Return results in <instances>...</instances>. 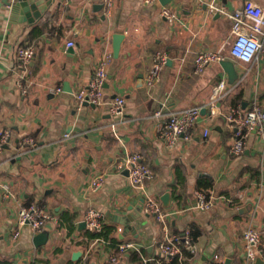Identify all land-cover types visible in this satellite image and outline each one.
<instances>
[{"label": "crops", "instance_id": "1", "mask_svg": "<svg viewBox=\"0 0 264 264\" xmlns=\"http://www.w3.org/2000/svg\"><path fill=\"white\" fill-rule=\"evenodd\" d=\"M208 1L172 0L167 4L176 15L172 20L161 14L160 0H114L110 15L104 14L103 7H95L103 5V0H60V4L56 0L34 23L11 19L9 10L0 7V130H11L0 178L14 194L4 198L0 190L1 262L103 264L114 251L109 243L96 238L88 245L79 243L87 240L84 232L89 228L80 229V222L89 207L103 211L109 224L127 230L126 238L156 254L162 225L144 210V194L117 167L119 158L131 152L142 153L153 171L148 191L160 200L170 192L166 207L170 229L181 232L195 223L200 230L196 240L200 254L191 264H207L215 253L225 260L231 257V264H246L243 234L250 226L260 231L264 249V134L252 130L246 149L233 154L234 130L223 115L210 116L207 107L213 86L226 78L220 101L223 112L238 104L244 107V102L247 108L253 101L264 108V47L253 61L233 57L226 45L229 13L245 0H220L226 12L215 13L209 12ZM116 32L125 36L117 57L113 52ZM69 41L74 45L68 46ZM26 44H33L36 53L26 81L29 92L23 95L17 86L15 54L18 46ZM204 49L221 51L224 59L233 60L238 80L229 83L219 62L196 73L195 56ZM158 50L167 51L170 61L149 86L145 77ZM106 52H112L113 58L104 103L78 104L75 92L89 82ZM61 84L62 91L56 92ZM119 95L126 99L121 119L109 112L111 99ZM197 105L205 111L192 138L166 147L159 127L171 113ZM157 110L162 114L156 115ZM25 136L34 137L38 146L18 151ZM100 173L105 174V182L94 189L91 182ZM203 177L213 182L206 209L197 206L196 196ZM30 202L44 205L59 218L40 246L34 244L30 225L13 237L19 227V208ZM109 210L137 218L127 229L110 219ZM67 212L73 214L76 225L70 235L65 225H59L60 216ZM76 251L82 252L78 259ZM124 264H132L129 257Z\"/></svg>", "mask_w": 264, "mask_h": 264}, {"label": "built area", "instance_id": "2", "mask_svg": "<svg viewBox=\"0 0 264 264\" xmlns=\"http://www.w3.org/2000/svg\"><path fill=\"white\" fill-rule=\"evenodd\" d=\"M158 0H145L151 3ZM203 1V0H200ZM209 12H226L224 5L220 0H209L207 2ZM114 6V0H103V12L110 15ZM161 14L172 20L175 18V12L167 5H164ZM231 19V29L226 45L229 47L230 54L242 61H253L259 51L264 47V1L245 0L241 7L229 13ZM74 42L69 41L68 46H73ZM36 53L33 44H26L17 47L15 54V63L18 70L17 86L20 92L25 95L29 92V86L26 83L30 74V64ZM113 58L112 52H106L96 63L95 71L86 85L81 86L75 92V99L78 104L84 102L101 105L105 101V86L109 78L108 66ZM169 54L165 50H158L154 53L151 66L146 74L145 81L149 86L155 84L160 78L163 70L169 62ZM224 59L221 51L204 49L195 56V72L203 73L207 67L213 63ZM227 80L221 78L212 89L208 102V111L210 116L223 115L230 127L234 130V141L230 145V151L233 154H241L247 147V139L252 130L264 134V108L253 101L251 106L244 108L240 104L232 106L227 112H223L220 101L226 91ZM62 84L57 86L55 91L61 92ZM126 99L124 96H115L109 103V112L117 119H121L125 112ZM204 106H189L178 112L171 113L167 120L159 127V134L168 148H173L181 138L190 140L193 129L202 115ZM156 115H161V110H157ZM115 124H113V127ZM209 134V128H206L204 135ZM65 136H69L66 133ZM11 138V130L4 128L0 130V166L2 164V153L5 145ZM38 146L37 140L32 136L23 137L17 147L18 151L32 149ZM117 167L119 171L128 170L130 183L134 188L139 189L144 194V210L152 215L161 223L163 237L157 242V254L164 258L179 256L189 261L199 256V249L189 228L181 232H174L170 229L169 215L170 211L163 205L160 198L151 194L147 185L153 178V171L144 156L140 152L127 153L119 158ZM105 174L100 173L91 182V187L97 189L105 182ZM0 190L4 198L14 196L11 186L8 182L0 178ZM197 206L200 209H206L209 206L210 199H207L205 192L197 190ZM59 218L38 202L22 204L18 211V229L13 233V237H18L21 233V227L30 225L35 234L48 230L49 224L57 223ZM86 226L91 231L101 232L104 224L108 223L103 211L94 207H89L84 214ZM123 226L116 227L114 234H122ZM116 249L109 255L103 264H124L125 260L133 251H141L142 246L133 238H120ZM244 246L246 264H253L258 256H263L261 247L260 231L250 226L244 234ZM97 242L109 243L103 237H97ZM188 252L189 255H185ZM87 256L85 257V259ZM153 256L145 257L144 261L153 259ZM224 257L215 253L207 264H223ZM0 264H5L0 261ZM159 264V263H158Z\"/></svg>", "mask_w": 264, "mask_h": 264}, {"label": "water", "instance_id": "3", "mask_svg": "<svg viewBox=\"0 0 264 264\" xmlns=\"http://www.w3.org/2000/svg\"><path fill=\"white\" fill-rule=\"evenodd\" d=\"M56 0H0V7H4L9 10L11 19H17L21 22H28V23H34L36 20L42 18L44 13L48 10V7ZM172 0H160V2L164 5H167ZM61 3L60 0L58 2ZM96 9H101L103 7L102 4H98L95 6ZM124 34L122 32H116L113 35V52L115 57L119 55L120 49H121V43L124 39ZM71 50V49H70ZM170 61V58H169ZM220 65L223 68V70L227 73L228 76V82L234 83L238 80L240 74L235 66V63L231 59H222L220 60ZM143 74H140V81H142ZM107 85V83H106ZM64 87H69V82H64ZM69 89V88H68ZM85 105H93L95 104L84 102ZM244 108H246V102H244ZM205 110L203 109V112ZM125 174L129 175L128 170L124 171ZM161 200L163 202V205L165 207L170 206L171 201V194L170 192H165L161 196ZM106 214L110 217L111 220L124 224L127 229H129V223L130 221L135 220L137 217H133L128 215H118L110 210L106 212ZM48 228H52V225L49 224ZM86 228V222L83 220L80 222V229ZM126 231H123V233L120 235V238H124L126 235ZM50 232L49 230H43L38 233H36L33 237V241L35 246H40L42 244H45L49 238ZM81 251H76L74 253V258L78 259L81 255ZM232 258L228 257L224 261L223 264H231ZM253 264H264V259L262 256H258Z\"/></svg>", "mask_w": 264, "mask_h": 264}, {"label": "trees", "instance_id": "4", "mask_svg": "<svg viewBox=\"0 0 264 264\" xmlns=\"http://www.w3.org/2000/svg\"><path fill=\"white\" fill-rule=\"evenodd\" d=\"M242 94H239L235 97V100H239L241 98ZM213 188V182L209 177H203L199 179L197 183V190H201L205 192L207 199L211 198V190ZM178 196L180 197V194L178 193ZM59 225H65L68 230V234H72L76 230V225L73 222V214L70 213H64L60 216V222ZM116 226L113 224L106 223L104 224V227L101 232H95L91 231L89 229H86L84 234L87 238V240L80 241L79 243H84V245L89 244V240H92L97 237H103L105 240L109 242V244L113 247V249H116V245L120 241L118 235L114 234ZM191 234L194 237V240L196 241L200 230L198 229L197 225L195 223H192L189 227ZM185 255H189L188 252H185ZM263 255H264V249H263ZM144 256L150 257L153 256V259H149L148 261H144ZM129 259L132 264H191V261H189L186 258H180L179 256H174L172 258H164L161 257L159 254H153L149 253L147 248H142L141 251H133L129 255Z\"/></svg>", "mask_w": 264, "mask_h": 264}]
</instances>
